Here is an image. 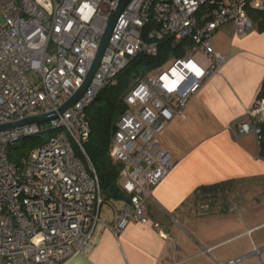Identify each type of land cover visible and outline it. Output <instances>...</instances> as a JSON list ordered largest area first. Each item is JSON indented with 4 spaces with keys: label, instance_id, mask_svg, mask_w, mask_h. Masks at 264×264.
I'll return each instance as SVG.
<instances>
[{
    "label": "built area",
    "instance_id": "obj_1",
    "mask_svg": "<svg viewBox=\"0 0 264 264\" xmlns=\"http://www.w3.org/2000/svg\"><path fill=\"white\" fill-rule=\"evenodd\" d=\"M118 1L0 0V124L56 111L77 91ZM250 11L264 14V0L126 4L81 97L45 123L0 132V264H63L76 253L86 254L101 229L118 236L131 222L149 221L147 203L173 166L161 136L224 62L213 46L216 30L230 22L237 34L246 33L253 26ZM164 39L182 54L132 81L123 94L127 109L117 120L111 156L129 199L105 203L83 148L90 133L87 108L135 57H158ZM197 53L213 57L208 67L194 59ZM263 120L264 98L258 96L229 127L259 142ZM50 130L20 165L9 161L15 143ZM262 252L264 245L226 264Z\"/></svg>",
    "mask_w": 264,
    "mask_h": 264
},
{
    "label": "crops",
    "instance_id": "obj_2",
    "mask_svg": "<svg viewBox=\"0 0 264 264\" xmlns=\"http://www.w3.org/2000/svg\"><path fill=\"white\" fill-rule=\"evenodd\" d=\"M252 23L244 34H237L230 22L214 33V49L225 60L161 136L173 166L147 203L149 221L131 222L118 236L103 228L86 254L76 253L63 264H226L246 253V246L245 251L225 248L238 238L247 237V246L264 245L259 233L264 229V158L253 134L239 135L229 127L253 105L264 82V31ZM212 60L205 55L201 64L208 67ZM222 183L213 191L214 204L219 200L223 205L220 211L214 206L193 211L211 196L197 194L199 187ZM250 186L262 189L261 195H242ZM233 203L239 204V213L231 209ZM242 213L246 226L239 231L236 219ZM103 214L111 224L107 206ZM217 224L234 234L218 236Z\"/></svg>",
    "mask_w": 264,
    "mask_h": 264
},
{
    "label": "trees",
    "instance_id": "obj_3",
    "mask_svg": "<svg viewBox=\"0 0 264 264\" xmlns=\"http://www.w3.org/2000/svg\"><path fill=\"white\" fill-rule=\"evenodd\" d=\"M249 14L257 23L258 30L264 31V14L255 11H250ZM167 40H162L158 57L150 58L139 55L131 60L129 65L118 75L116 83L102 89L94 102L87 108L90 133L88 139L83 143V148L95 170L100 193L105 203L111 200L129 199V196L121 190L119 185L120 165L111 156L112 136L116 129L117 120L127 109L123 101V94L132 81L161 66L171 55L180 56L182 54L180 49L169 48ZM258 96L264 98V82L260 87ZM260 127L261 138L258 142V148L260 157L264 158V120L260 122ZM50 134L51 130L19 140L9 149V161L15 165H20L36 147L47 140ZM223 185L222 183L201 186L196 190V193L202 195V193L208 192L211 193V198H214L213 195L216 192L213 191L221 189ZM205 205L209 207L207 210L215 206V204L210 203Z\"/></svg>",
    "mask_w": 264,
    "mask_h": 264
},
{
    "label": "water",
    "instance_id": "obj_4",
    "mask_svg": "<svg viewBox=\"0 0 264 264\" xmlns=\"http://www.w3.org/2000/svg\"><path fill=\"white\" fill-rule=\"evenodd\" d=\"M129 1L130 0H119L118 1L117 6L114 9V11L112 12V14L108 20L107 26L104 30V33H103L101 41H100L99 49L96 53V56H95L91 66H90V68L86 74V77H85L83 83L77 89V91L69 99H67L61 106H59V108L56 111L44 113V114H39V115H32V116L25 117L19 121L0 124V132L6 131V130H9L12 128L20 127L23 125L35 124V123H37V124L38 123H45L51 119L56 118L58 114H62L66 109H68L70 106H72L81 97V95L84 93L85 89L87 88L88 84L90 83L91 78L93 77V74H94L95 70L97 69V67L100 63V60H101L103 52L107 46L108 39L110 37V34H111L112 28L115 24V21L117 20L120 12L123 10V8L126 6V4Z\"/></svg>",
    "mask_w": 264,
    "mask_h": 264
},
{
    "label": "rangeland",
    "instance_id": "obj_5",
    "mask_svg": "<svg viewBox=\"0 0 264 264\" xmlns=\"http://www.w3.org/2000/svg\"><path fill=\"white\" fill-rule=\"evenodd\" d=\"M194 59L197 60V61H199V62H201V63H204V61H205V55H203L202 53H197V54H195ZM261 190L262 189H259V188L255 187V186H250L248 189H246V190H244L242 192V195L248 196L247 194H250V193L252 195H254V196L255 195L256 196L257 195H261L259 193ZM239 196H241V195L239 194ZM232 201L234 202V200H232ZM214 202H215L214 198H211V196H206L203 202L199 203L198 205H196L194 207V210L193 211H195L196 213H198V211L207 210V208H209V207H207V205H205V204L206 203H208V204L209 203L210 204H214ZM217 202L218 203L214 207L218 206L215 209L217 211L218 210L220 211V209H222L220 206H223V205L221 204V201L218 200ZM239 208H240V206H239V204L237 205V203H233L232 206H231V209L234 210L236 213H239L240 212V209ZM261 213H262V211L260 212V214ZM243 216L244 215L242 213L239 216V219H236V220H239V221H237L238 227H239V231L243 230L245 228V226H246L245 225L246 219L244 218L245 216L244 217ZM241 224H243V225H241ZM217 228H218V231H217L218 232V236H222L224 234H230V235L234 234V233H231L230 231H229L230 233L227 232V231H224L222 228H220V224H217ZM233 228H234V226L231 227V230ZM219 230H223V231L221 232ZM259 233L260 234H262V233L264 234V229L262 231H260ZM247 242H248V238L247 237H245V238H238L237 241H233L232 243H230L229 245H227L225 248H227V250H228V248L231 249V248L244 247L242 250L245 251L244 249H245V246H246L247 247L246 253L244 254V252H243V254H242V255H246V254H250L254 250V248H261L263 246V245L256 244V243L255 244H251L250 243V245L247 246ZM242 255H240V256H242ZM240 256H238V257H240ZM239 264H264V253L261 254L260 256H253V255H251V256H249L247 259H245L244 261H242Z\"/></svg>",
    "mask_w": 264,
    "mask_h": 264
}]
</instances>
